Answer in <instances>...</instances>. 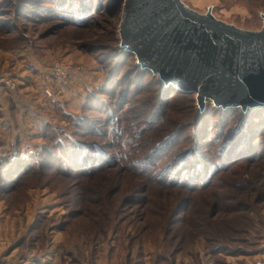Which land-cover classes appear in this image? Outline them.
I'll return each mask as SVG.
<instances>
[{"label":"rangeland","instance_id":"1","mask_svg":"<svg viewBox=\"0 0 264 264\" xmlns=\"http://www.w3.org/2000/svg\"><path fill=\"white\" fill-rule=\"evenodd\" d=\"M79 1L68 14L53 0H0V264L264 261V126L256 156L224 163L234 147L223 160L220 142L209 143V164L192 176L171 140L193 122V95L158 101L148 77L131 91L139 96L111 102L105 68L123 64L124 0ZM211 1L246 24L264 8V0ZM48 56L87 71L68 84L47 81ZM103 110L116 119L109 126ZM67 138L90 144L93 167L52 161ZM21 159L33 169L18 168Z\"/></svg>","mask_w":264,"mask_h":264},{"label":"water","instance_id":"2","mask_svg":"<svg viewBox=\"0 0 264 264\" xmlns=\"http://www.w3.org/2000/svg\"><path fill=\"white\" fill-rule=\"evenodd\" d=\"M223 7L211 0H124L117 48L164 88L193 95L200 117L210 106L247 117L264 109V8L246 24L220 14Z\"/></svg>","mask_w":264,"mask_h":264},{"label":"trees","instance_id":"3","mask_svg":"<svg viewBox=\"0 0 264 264\" xmlns=\"http://www.w3.org/2000/svg\"><path fill=\"white\" fill-rule=\"evenodd\" d=\"M98 1L102 5V2L104 0ZM53 2H55L56 4V10H61L62 12H66L68 14H73L74 10L78 11L79 8H77L76 5H81V2L79 0H53ZM90 10L91 9H89V12H91ZM89 12L85 13V18L90 15ZM116 51L119 52V58H121L122 56L123 64H119V62L117 64L111 63L105 68L107 70L105 87L107 86L111 88L110 91H105L103 92V94L107 95L111 99V102L120 103L121 100L127 99V96H131V94H133L131 92L132 90H141V88H145L147 86L148 77H150V80L158 87V91L161 96L158 101H169L170 98L177 96L178 94L190 95L181 93L178 90L173 89L172 87L167 89L164 88L160 81L155 78L152 73L140 71V69L135 64V59L132 55L124 53L123 51L118 49H116ZM128 61H132V66L129 70H127V66L125 64ZM130 77H132L133 79L130 82H127L128 80L126 79H130ZM123 82L125 84H120ZM138 92L133 94V96H139L140 93ZM109 102L110 101H104V103L106 104ZM191 102L193 103L192 108L194 113L193 122L187 125H183L186 126L185 130L181 131V133L177 137L171 140L172 142H176L178 138V141H180L181 143V146L176 152L174 158H178V160L183 161V165H181L182 168L187 167L189 168L190 174L192 176H199L203 167L209 164L208 162H206L205 157L208 156L207 153L203 151V146L209 143L213 145L217 141L220 142L219 158L223 160L225 155L230 152V148L234 147L232 155H230L228 161H224V163L233 162L234 164L238 162L239 158L242 156L253 157L257 155L261 146V139L258 137L259 134L262 135L263 133L262 130L264 126V109L252 112L249 116L244 117L237 111H228L226 113H223L221 111L215 110L210 106L207 112L202 117H200L196 112L193 96ZM126 104H129V102H125L123 106ZM151 113L154 114L151 120H155L156 122H158L163 117L156 116L154 110H152ZM102 114L106 116L105 121L107 123V126L115 122L116 119L114 117V114L109 110H103ZM75 121L79 122L78 120ZM187 131L190 132L189 135ZM74 135L76 136L77 134L74 133ZM189 137H191V139L194 138L195 140L194 142H191V146L188 145ZM199 138H202L205 141L207 140L206 143H196ZM89 146L90 144L87 142H81L74 139L72 140L71 138H67L64 140L63 144L60 147L62 152H55L52 155L53 158L51 156L52 161L55 163V159H58L61 161V163L65 165H67L66 163H68V167L71 166L75 169H78L79 167L83 168L84 164L93 167L91 163L89 164L91 155L86 151L87 147ZM169 148L170 145L167 147V150ZM49 157L50 156L48 155V158ZM21 160L22 161L19 162L18 168H20L21 170L24 168L28 170L33 169V163H29L24 159ZM175 165L179 166V164Z\"/></svg>","mask_w":264,"mask_h":264},{"label":"built area","instance_id":"4","mask_svg":"<svg viewBox=\"0 0 264 264\" xmlns=\"http://www.w3.org/2000/svg\"><path fill=\"white\" fill-rule=\"evenodd\" d=\"M85 70L87 71V68L84 65L58 62L51 56H48L43 60L41 72H43V76L47 81L55 80L61 84H68L70 81L72 82V80L83 75Z\"/></svg>","mask_w":264,"mask_h":264},{"label":"bare ground","instance_id":"5","mask_svg":"<svg viewBox=\"0 0 264 264\" xmlns=\"http://www.w3.org/2000/svg\"><path fill=\"white\" fill-rule=\"evenodd\" d=\"M196 168V167H195Z\"/></svg>","mask_w":264,"mask_h":264}]
</instances>
